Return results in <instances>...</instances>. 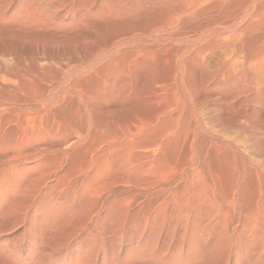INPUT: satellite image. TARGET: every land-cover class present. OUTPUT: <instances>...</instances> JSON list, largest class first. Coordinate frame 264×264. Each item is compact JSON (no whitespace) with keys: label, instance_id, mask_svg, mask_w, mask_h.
I'll list each match as a JSON object with an SVG mask.
<instances>
[{"label":"rangeland","instance_id":"rangeland-1","mask_svg":"<svg viewBox=\"0 0 264 264\" xmlns=\"http://www.w3.org/2000/svg\"><path fill=\"white\" fill-rule=\"evenodd\" d=\"M88 2H95V6L93 8L90 6V12L86 13L84 9L91 5ZM178 2H182V0H74L73 2L71 0H0V130H6L7 128L9 133L13 136L15 135V131H20L17 130L20 128L19 120L17 123L10 122V118L12 116L17 119L16 116L21 114V112H19L20 110H26L28 113H30L32 118L37 117V123L39 122L38 124L41 125L40 123L44 116L43 107L48 103H52L53 101V103L57 102L61 97L70 91L73 98L71 97V101L69 100L67 104L65 103L66 105L63 104L59 108L55 114V122L54 120L50 121L47 127L44 120V123L41 125V129H50L55 125V127L57 126L61 131L63 130L65 139L62 141V146L63 148H69L70 151L69 159L66 163V169L68 172L65 182L74 181L80 174V171L83 170L84 167L85 169L88 167L87 162L89 160V156L85 149L87 147L86 141H83L80 139V137H78L81 136L82 131L86 129V123L88 122L89 125H91L92 130H99L96 131V133L92 131V140L89 139L90 141L87 143L88 146L92 147L94 144L93 147H102L103 142L102 145H99V141L101 139L104 141L105 136L102 134V132H100L102 128L98 126V122L100 121L98 118L102 117L100 114L105 115V112L102 111V113L96 114L98 117H96L94 114H91L89 118H86L82 110V106L80 108V103L77 100V96H75V92L72 90L77 82V79L81 75L89 72L92 65L97 64L102 66L108 65L106 64L107 62L109 64L117 62L120 64H128L132 66L135 65L137 68L134 69L133 73L131 74L134 87L139 89L142 85L141 88L144 87L148 91H151V95L154 92V89L152 90L151 87V81H154L156 77L159 79V81L158 79L155 81V87L157 86L156 88L158 91L159 89H162L164 84L163 80L166 82L165 78H168V84L171 83L178 75L177 63L179 62L180 66L182 68L184 67V62H182V59L178 57L179 51L180 53L186 52V54L184 53L186 57L194 56L195 58V48H198L199 46V43L196 42L199 34L195 33V28H183V31H185L186 34L180 37L176 36V32L182 29H176V23L172 21V15L169 16L166 14L164 16L161 14V11L165 10L164 7L166 4H177ZM106 5H109L111 8L116 6L119 7L120 13L117 12V14L112 15L109 14L105 9ZM30 6L35 8L37 7L41 12L35 15V19L36 17H41V15H44L47 17L46 20H40L38 22L36 20L33 23H27V26L29 24L27 27L25 25L26 22L23 19V13ZM95 11L96 13L98 11H105L108 14L105 16H96L98 14L92 15ZM46 13H48L49 16ZM85 17L88 19L85 20ZM79 20L85 21V24H80ZM35 23L40 24L37 25ZM170 24H172L171 28L169 27ZM105 26H109V29ZM110 26L112 27L111 30ZM25 30H30V34H22ZM107 30L111 32H108ZM41 32L43 33L41 34ZM133 32L135 33L133 34ZM44 34H46V36ZM36 35L38 38H40V41L39 39H36ZM42 36L45 37V41H48V37L52 38V43L48 41L49 43L47 42L48 44L45 45L46 42L41 41L42 39L44 40ZM121 37H123V39ZM103 38L105 39V43ZM99 45H105L106 49H96ZM2 47L7 48V50H4ZM16 53L19 56H17ZM232 54L233 52L229 50L228 63L230 66L225 71L228 70V72H230V77L227 78L222 84L221 98L225 100L226 104L229 103L233 106L239 104L242 105L243 110L245 108V110L251 112L255 97L253 86L250 85V80L253 78V75L252 73L250 74L247 69L242 70V67H240L242 62V57H240L241 55L236 53L233 56ZM148 56H150L151 59H146ZM115 58L116 60H114ZM91 60L94 61L93 64L91 63ZM198 64V61L195 59L192 65V73L195 82H199L202 78V66ZM6 70H10V72L14 73L17 71V73L21 72L20 74H22L21 76L24 78L19 77V79L15 75L7 74L5 72ZM6 76L7 78H5ZM160 92L161 91H159L158 94ZM161 93L163 94V92ZM161 93L159 95H161ZM215 93L217 94L216 91ZM180 97L182 98V96H179V98ZM150 98L151 101L148 102V105H151V107H149L148 110L150 112H156L157 114L159 113V109L167 106L170 104V102L174 103L177 100L174 97H169L168 100H165L164 96L163 99L159 98L157 100H153L152 96ZM199 111L201 113L202 109H199ZM218 114L219 113L217 112L213 113V118H215ZM225 114L228 115V113ZM22 117L24 116L21 115L20 118ZM201 117V123L203 124V127L200 137L195 143L196 148H198L200 145H206L210 143L211 139H214L217 142L219 141L217 138L219 139L220 137L225 141V143L226 141L228 143H230L229 141L234 143L236 148H239L238 150L242 153V156L248 161L251 162V160H254L255 163L258 161L260 164L263 161L264 163V157H262V155H258L250 150H247L249 144L247 143L245 136H243L242 133L237 132L238 130L234 129L233 131V128L230 129L220 125L219 123L217 124V122H214L213 120H206L204 115L202 116V113ZM162 120H164V118H162ZM34 121L35 120L32 121L34 124L31 123L29 125L30 132H33L35 130L34 128L37 126L35 125L36 122ZM188 122L189 121L186 123ZM84 124L86 125L84 126ZM185 124L180 127L183 129L185 126L184 128H186V130L183 129L184 131H182L181 129V131L187 135L189 132L187 131L188 124ZM151 125L154 124L152 123L149 126ZM164 127L161 125L159 126L160 129L163 128V132L166 130V127L165 129ZM226 129H230L228 130L229 132ZM12 131L13 133H11ZM98 132L100 134H97ZM182 132L181 137L184 139L186 136L185 134L183 135ZM71 133H74L75 137L69 138L70 136L68 135ZM93 133L97 137L100 135L99 141L96 142L95 139L97 137L94 136ZM101 135L103 138H101ZM224 136L230 139H227ZM94 137L95 139H93ZM187 137L184 140L188 141ZM75 140L76 143L74 148H72L71 144ZM180 141L179 144H181ZM185 142L186 141L183 142L184 145H179L180 147H178L176 151L172 150V153L175 152V157L173 154L172 156H170L171 154H167L170 159L166 160V158H164L165 162L163 161L162 166L165 165V169L170 166L174 171H178L180 168L182 169L184 167V162H186L184 160H186V157L188 156L186 154L184 155V151H186V147L190 141H188V143L186 142L187 146H185ZM40 144L41 141H31L29 146L24 148L21 158L16 163H14V165L17 166L20 171H24L26 169L29 171L26 175H28L33 181L27 183L33 184H30L31 186L27 184L26 190L28 193L26 192V195L24 196L25 198L20 194L19 197L15 198L16 200L14 199L18 204L13 211L6 209V213L5 210H0L2 212V214H0V264H228L226 263V254L223 253L224 250L218 253L215 252L212 256L209 254V252H205L203 259L196 260L198 254H196L194 251L199 248L198 244L201 245V243L205 242L203 239L198 238V232L202 234L203 231H200V226L203 227L208 224V211H210V209H199L194 225L196 227V235H194L191 239L187 238L185 239L186 241H184L183 239L185 237H183V229H178L179 226L176 227L174 223L166 224L165 226L163 225L159 228H151V226H147L146 228H138L137 226L139 223L137 221H133L135 211L130 210L127 218H117L113 215H110L108 210L109 203L118 200L127 204V198L132 196L134 189L130 186L124 185L125 182L115 183L110 196L106 200V203L100 205L94 211L86 202H81V205H77L72 195L59 194L60 192H52L51 188L45 185V179L40 182L44 177L46 178L48 174L55 171V169L59 166L57 159L58 154L52 155L50 152H48L47 154L49 156L46 157L47 155L45 152H43V150H38L41 147L39 146ZM181 148L183 149L184 153L182 152ZM226 148L228 153L224 152L226 151V149H224L222 154H217L218 156L213 155L214 151H211L212 154L209 152L211 156L208 154L209 157L207 156L208 159H206V161L208 160V163L206 162V164L203 165L204 176H202V178L204 177L203 179L205 181L211 183L209 176H214L213 178L216 180V184L219 188L218 192L220 194L222 191L227 192L221 194H226L224 196L225 201L223 196L222 198H218V200L223 204V206L226 205L225 208H228L227 202L230 201L228 196L231 195L230 184L232 183V180L230 179V181L229 178H232L230 175V173L232 174V166L236 165L240 168L243 166V164L242 161H240V157L238 159L237 154H229V152L232 150L231 147ZM177 152L180 154H177L178 157L176 156ZM198 152L200 153L199 150ZM173 157L175 159H173ZM249 157L251 158L250 160ZM177 158L179 159L177 160ZM236 158L240 161V163ZM41 159H44V167H38L37 165V162ZM180 159H184V162ZM255 159L257 161H255ZM179 160L180 162L182 161V163L178 162ZM227 162L232 164L228 165ZM8 166L9 163L0 158V183H6L4 180V173H7V171L5 172L4 170H7ZM170 167L167 169L168 171L165 172V169L162 167V172L165 178H168L169 175H172L174 172L171 170L169 171ZM210 172L213 173V176ZM215 174L220 175L219 179ZM249 175H251L249 172L248 174H245L244 182L242 184L243 187L241 186L242 190L240 198L242 199V202H240V209L243 210L242 212H244L242 217L249 214L250 204L252 207L254 205V202H250H252V199L254 200L256 196L253 194L256 193V184L252 178H249ZM253 183V187L255 189L250 186L253 185ZM172 185V191H175L176 189L178 190L181 187L180 183H172ZM30 187H32L34 190L32 188L30 189ZM137 192L140 193V191ZM226 197H228L229 200ZM49 201L55 202L58 205L57 207H61L65 211H70V219L64 220V215L57 213L56 211L52 213V215L48 214L50 208L47 206V202ZM246 205L249 206V208L246 207ZM135 209L145 213L149 208L143 203V199L139 197L138 202L135 205ZM228 216H231L226 218V220L229 218V224L227 226L229 231L240 232L239 229H241V226L238 225L237 220L233 218L231 214ZM217 218L220 221L218 219H215V221L217 220L218 222L214 221L215 233L213 235H205V240L207 241V245H209V247H215L218 241H222L219 237V234L220 232H223V226L225 227V225L223 224V221L221 223V218ZM58 222L63 223L60 224ZM65 233L70 234V236ZM240 240H242V238ZM244 241V239L240 241L241 244ZM190 242H193V246H190ZM229 264H234V262Z\"/></svg>","mask_w":264,"mask_h":264},{"label":"bare ground","instance_id":"bare-ground-1","mask_svg":"<svg viewBox=\"0 0 264 264\" xmlns=\"http://www.w3.org/2000/svg\"><path fill=\"white\" fill-rule=\"evenodd\" d=\"M71 1L73 2L74 0ZM89 4V7L87 6L84 9L86 13L90 12V6L92 8L95 6V2H90ZM105 9L111 15L117 14V12L120 11V8L117 6L111 8L109 5H106ZM164 9V11H161V14L164 16L166 14H168L169 16L172 15V21L176 23V29H182L176 32V36L180 37L186 34V32L183 31V28H195V33L199 34V37L196 40V42L199 43V46L198 48H195V58L194 56L186 57L184 55V53L186 54V52L180 53L179 51L178 57L182 59V62H184V67L182 68L179 62L177 63L178 75L177 77L174 76L175 79L171 83L168 84V78L164 77L167 83L163 80L164 84L162 86V89H159V91L163 92V94L160 92L161 95H159L160 93L158 94L159 91L156 88L157 86L155 87V81H157L158 79L157 77L154 81H151L152 90L154 89L152 95L151 91H148L144 87L141 88L142 85L140 86L141 89L134 87L131 74L133 73V70L137 68L135 67V65H126L117 62L109 64L107 62L106 64L108 65L99 66L97 64L92 65L94 61L91 60L92 67L90 68L89 72L81 75L77 79V82L72 90H74L75 96H77V100L80 103V108L82 106V110L86 118H89L91 114H94L96 116V114L102 113V111L105 112V115L100 114V116L102 117H99L100 119L98 118V120H100L98 122V126L102 128L100 132H102V134H104L105 136L103 135L104 141L101 139L100 142V135L97 137L93 133V135L96 136L98 140L97 138L95 139V137L93 139H95L96 142L99 141V145H102L103 142V145L102 147L98 146V148L93 147L94 144L92 147L88 146L87 143L92 137V131L96 133V131L99 130H92V127L88 122L86 123L87 126H85L86 124H84L86 129H84V131H82V135L78 137H80V139H82L83 141H86L87 147L85 149L86 152H88L89 156V160L87 162L88 167L86 169L84 167V169L80 171V174L77 176V178L71 182H65V178L68 172L66 169V163L69 159L70 151L69 148H63L62 146V141L65 139L63 130L61 131L57 126L55 127V125L50 129L46 128V130H44L41 129V125L44 123V120L47 127L50 121L54 120L55 122V114L63 104H67V102L73 98L72 93L69 91L57 102L53 103V101L52 103H48L43 107V114L45 117L43 116L42 121L40 120L41 125L38 124L39 122L37 123V117L32 118L30 113H28L26 110H20L19 112H21V114H18L16 116L17 119L12 116L10 118V122L17 123L19 120L21 129L18 128L17 130L20 131H15L14 136L9 133L7 128L6 130H0V158L9 163L7 170H4L5 172L7 171V173H4V180L6 181V183H0V210H5L6 213L7 210L13 211L18 204L15 201V198L19 197L20 194L21 196L23 195V197L26 195L27 184H31L27 182H31L33 180L30 179L28 175H26L29 172L27 169L24 171H20L18 167L14 165V163H16L21 158L24 152V148L26 146H29L31 141H41V144L39 145L41 147L37 149L43 150V152H45V154L47 155L46 157L49 156L47 154L48 152H50L52 155L58 154L57 159L59 166L55 169V171L48 174L46 178L44 177L40 181L42 182L45 179V185L47 187L49 186L52 192H60L59 194L72 195L77 205H81V202H86L94 211L97 207L106 203V200L110 196L115 183L125 182L124 185L130 186L134 189L132 196L127 198V204H125L123 201L121 202L118 200L109 203L108 210L110 215H113L117 218H127L130 210L135 211L133 221H137L139 223V225L137 226L138 228H146L147 226H151V228H159L163 225L165 226L166 224L174 223L176 227L179 226L178 229H183V237H185L183 239L184 241H186L185 239H191L194 235H196V227L194 225L195 218L198 215L199 209H210V211H208V224L203 227L200 226V231H203L202 234L198 232V238L203 239L205 242L203 241L204 243H201V245L198 244L199 248L194 251L196 254H198L196 260L203 259L205 252H209V254L212 256L215 252L218 253L224 250L223 253L226 254V263L228 264L231 262H234V264H264V165H261L264 164L263 161L261 160V164L256 159L255 161H257V164L254 162V160H251V162L248 161L242 156V153L238 150L239 148H236V145L234 143H231V141H229L230 143H228L227 141L225 143V141L220 137L219 139L217 138V140H219L217 142L214 139H211V142L209 141L210 143L206 145H200L198 146V148L195 147V143L197 139H199L203 127V124L201 123L202 113V116L204 115L206 120H213L214 122H217V124L219 123L220 125L228 127L230 129L233 128V131L234 129L238 130L237 132L242 133V135L245 136L247 143L249 144L247 150H250L264 157V0H182V2H178L177 4L168 3L164 7ZM37 13H41L37 7L35 8L30 6L26 9V11L23 13V19L26 22V26L27 23H33L36 20L37 22L40 20H46L47 17L44 15H41V17H36L35 19V15H37ZM108 13H106L105 11H98L96 13L95 11L92 15L98 14L96 16H105ZM86 19L88 18L85 17V20ZM79 22L80 24H85V21L83 20H79ZM111 26L110 30L112 28ZM169 27L171 28L172 24H170ZM29 31L25 30L22 34H30ZM42 33L43 32H41V34ZM134 33L135 32H133V34ZM44 35L46 36V34ZM35 37L40 41V38H38L37 35ZM123 37L121 38L123 39ZM43 38L44 40L42 39L41 41L46 42L45 45L49 42L52 43V38L48 37L49 42L47 40L45 41V37ZM5 49L7 50V48H4V50ZM96 49L106 48L105 45H99ZM229 50L233 52V56L236 53L241 55L240 57H242V62L240 67H242V70L247 69L249 73H252L253 75V78H251L250 80V85L253 86L255 97L253 102V109L251 112L245 110V108L243 110L242 105L239 104L236 106H233L229 103L226 104L225 100L221 98L222 84L227 78L230 77V72H228V70L225 71L230 66L228 63ZM17 56L19 55L17 54ZM146 59H151V57L148 56L146 57ZM195 59L202 66V78L199 82H195L192 73V65ZM114 60H116V58ZM5 72L7 74L15 75L18 78L22 77V74H20L21 72L17 73L18 71L14 73L10 72V70H6ZM5 78H7V76ZM215 91L217 92V94L215 93ZM151 96L153 97V100H157L159 98L163 99V96L165 100H168L169 97H174L177 100L174 103L170 102V104L165 107L161 106L162 108L159 109V113L157 114L156 112H150L148 110L149 107H151V105H148V102L151 101ZM179 96H182V98H179ZM199 109H202L201 113ZM215 112L219 114L215 118H213V113ZM225 113H228V115H226ZM21 115H23L24 117L20 118ZM257 115L259 118L257 117ZM162 118H164V120H162ZM33 120H35L34 122H36L35 125L37 126L34 128L35 130L33 132H30L29 125L33 123ZM187 121L189 122L186 123ZM152 123L154 125L149 126ZM185 123L188 124V137L185 133L182 132L184 131L183 129L186 130V128H184L185 126L183 127V129L181 128ZM164 124L167 126H165ZM160 125L166 127V130H164V132L162 131L163 128H159ZM181 132L183 133V135L185 134L188 141H190L188 146L186 145V142L188 143V141L184 140L186 139V137L184 139L183 137H181ZM11 133H13V131ZM97 134L100 133L98 132ZM68 136H70L69 138H72L75 137V134L71 133ZM101 138H103L102 135ZM182 139L186 141L185 146H187V149H185L188 152L187 153L186 151H184V153L183 149L181 148L184 155H188L186 157V160H184L185 158L183 159L186 162L180 159L185 163V165L182 169H177L178 171H174L169 166V171L171 170L174 172L172 173V175H169L168 178H165L162 172V167L163 169H165L166 167L165 165V167L162 166L164 158H166V160L170 159L167 154H171L170 156H172L173 154L174 156L175 152L172 153V150L176 151V149L180 147L179 145L183 144L184 141ZM179 141L181 142V144H179ZM75 143L76 140L71 144L72 148H74ZM95 145L97 146L96 143ZM226 147H231L233 151L231 150L229 154H237L238 159L240 157V161H242L243 164V166L240 168L236 165H231L232 174L230 173V175L232 176V178H229V180L231 179L232 181H230L232 183L230 182L231 195L228 196L227 194V196L230 198V201L227 202L228 208H225L226 205L223 206V204L218 200V198H222V196L224 199V196L226 194H221L226 191L223 192L222 188L221 194L218 192L219 188L216 184V180L213 178V173L210 172L213 177L209 176L211 183L205 181L203 179L204 177L202 178V176H204L203 165L208 161H206V159H208L207 156L209 152L212 154V152L214 151V153L216 154L213 153V155L218 156L219 154H222L224 149H226V151L224 152L228 151ZM198 150L200 151V153L198 152ZM178 152L176 153V156L180 153ZM166 155L168 158L166 157ZM209 156L211 155L209 154ZM174 157L173 159H175ZM178 159L179 158H177V160ZM250 159L251 158L249 157V160ZM180 160L178 162H180ZM182 161L180 163H182ZM37 163L38 167L45 166L44 159L39 160ZM232 163H228V165ZM167 169H165L164 172L168 171ZM248 172L249 174H251L249 175V178H252V180L255 181L256 189L253 187L254 183L250 186H252L256 190V193H253L256 196L255 199H252V202H250H254V205L252 204L253 207L251 206V204L250 208L246 205V207L250 209L249 214L242 217V214L244 212H242L243 210L240 209V202H242V199L240 198L242 190L241 186L243 187L242 184L244 182L245 174H248ZM217 176L219 179L220 175ZM172 183H180L181 187L178 190L176 189L175 191H172ZM31 188L32 187H30V189ZM137 191H140V193H138ZM139 197L143 199V203L146 204L149 208L145 213H142L141 211L135 209V205L138 202ZM47 206H49L50 208L48 214L52 215V213L56 211L57 213L64 215V220L70 219V211H65L61 207H57L58 205L55 202L49 201L47 202ZM1 211L0 214H2ZM230 214L237 220L238 225L241 226V229H239L240 232H230L227 228L229 224V218L227 220L226 218L231 217L228 216ZM217 217L221 218V223L223 221V224L225 225V227L222 225L224 229L223 232H220L219 234V237L222 241H218L215 247H209V245H207V241L205 240V235H213L215 233L214 221L215 219H218ZM67 235L70 236V234ZM241 238L242 240H245L244 242H242V244L240 242L242 241L240 240ZM192 244L193 242L190 244V246H193Z\"/></svg>","mask_w":264,"mask_h":264}]
</instances>
